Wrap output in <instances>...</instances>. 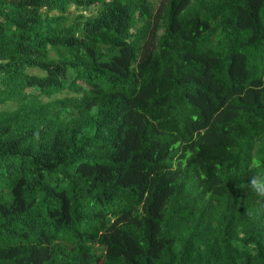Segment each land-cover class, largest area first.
I'll return each mask as SVG.
<instances>
[{"label":"trees","instance_id":"16d2710c","mask_svg":"<svg viewBox=\"0 0 264 264\" xmlns=\"http://www.w3.org/2000/svg\"><path fill=\"white\" fill-rule=\"evenodd\" d=\"M256 157L264 0H0V264H264Z\"/></svg>","mask_w":264,"mask_h":264},{"label":"clouds","instance_id":"9594fccd","mask_svg":"<svg viewBox=\"0 0 264 264\" xmlns=\"http://www.w3.org/2000/svg\"><path fill=\"white\" fill-rule=\"evenodd\" d=\"M250 167L253 171L246 186L258 199L264 200V158H253Z\"/></svg>","mask_w":264,"mask_h":264},{"label":"rangeland","instance_id":"374dc122","mask_svg":"<svg viewBox=\"0 0 264 264\" xmlns=\"http://www.w3.org/2000/svg\"><path fill=\"white\" fill-rule=\"evenodd\" d=\"M160 2H161V0H154V3H155L156 6H158ZM73 8H74V6H73Z\"/></svg>","mask_w":264,"mask_h":264}]
</instances>
